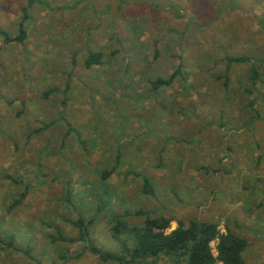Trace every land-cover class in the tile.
<instances>
[{
	"label": "rangeland",
	"instance_id": "374dc122",
	"mask_svg": "<svg viewBox=\"0 0 264 264\" xmlns=\"http://www.w3.org/2000/svg\"><path fill=\"white\" fill-rule=\"evenodd\" d=\"M28 4L0 0V264H118L67 240L82 216L87 239L117 251L118 215L169 217L166 232L215 220L264 264V0ZM239 55L251 60L227 70Z\"/></svg>",
	"mask_w": 264,
	"mask_h": 264
},
{
	"label": "trees",
	"instance_id": "16d2710c",
	"mask_svg": "<svg viewBox=\"0 0 264 264\" xmlns=\"http://www.w3.org/2000/svg\"><path fill=\"white\" fill-rule=\"evenodd\" d=\"M28 1V5H31L35 0ZM23 10L25 12L27 8L23 7ZM24 38L25 30L22 25H20L19 32L14 38L5 35L7 41L11 39L23 40ZM101 56L102 53L98 51L90 53L85 60V65L91 67L94 64H100ZM179 59L176 70L168 77L150 81L153 87L172 83L175 76L181 73V57ZM225 59L228 70L231 64L249 62L251 57L239 55L226 56ZM251 72L253 82H256L259 78L257 68L253 66ZM224 78L226 82L227 76L225 75ZM111 173V169L104 170L101 177L106 178ZM142 189L145 193L152 194L154 192L153 185L148 179L143 180ZM24 195L25 192L15 200L14 204H18ZM132 214L143 215L144 213L135 210ZM171 220L165 216L150 217L145 215L143 224L137 226L129 224L123 216L118 215L111 225V235L118 239L120 248L117 251H111L103 249L87 239L85 235L89 226L82 216H78L75 220H69L77 228L78 236L67 240L71 242L80 240L84 243V247L97 255L100 260L113 261L118 264H131L135 261H139L138 264H154L160 256L171 257L175 260V264H246L243 253L248 246V241L244 236L229 229L230 227L227 226L225 232H220L219 223L215 220L190 218L187 223L180 221L173 230L166 232ZM125 232L132 236L130 246L128 241L122 238ZM54 239L66 240L61 235L54 237ZM213 240L217 241L215 245L216 254L213 253L210 245ZM11 242L12 238L8 241L9 245Z\"/></svg>",
	"mask_w": 264,
	"mask_h": 264
}]
</instances>
